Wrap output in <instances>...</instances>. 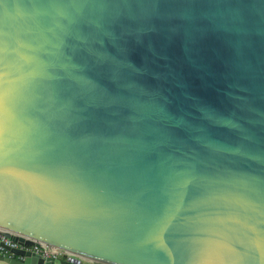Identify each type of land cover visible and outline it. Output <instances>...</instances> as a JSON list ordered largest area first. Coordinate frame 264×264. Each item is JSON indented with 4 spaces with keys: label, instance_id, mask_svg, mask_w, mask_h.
I'll list each match as a JSON object with an SVG mask.
<instances>
[{
    "label": "water",
    "instance_id": "1",
    "mask_svg": "<svg viewBox=\"0 0 264 264\" xmlns=\"http://www.w3.org/2000/svg\"><path fill=\"white\" fill-rule=\"evenodd\" d=\"M0 231L264 264V0H0Z\"/></svg>",
    "mask_w": 264,
    "mask_h": 264
},
{
    "label": "built area",
    "instance_id": "2",
    "mask_svg": "<svg viewBox=\"0 0 264 264\" xmlns=\"http://www.w3.org/2000/svg\"><path fill=\"white\" fill-rule=\"evenodd\" d=\"M0 255L23 260L26 257H36L43 260H63L69 262H77V264H95L89 259H86L80 255L73 254L67 251H63L51 245L44 244L42 242L32 241L31 245L20 244L10 238L5 237L0 231Z\"/></svg>",
    "mask_w": 264,
    "mask_h": 264
}]
</instances>
